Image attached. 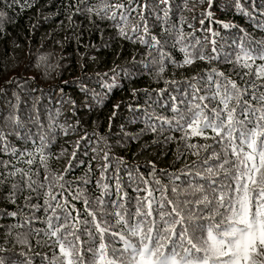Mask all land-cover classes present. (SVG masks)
<instances>
[{"label":"snow or ice","instance_id":"snow-or-ice-1","mask_svg":"<svg viewBox=\"0 0 264 264\" xmlns=\"http://www.w3.org/2000/svg\"><path fill=\"white\" fill-rule=\"evenodd\" d=\"M19 3L0 4L3 39H7L4 22L11 19L8 10ZM25 3L44 21L62 11L67 25L61 21L57 29L78 30L75 36L65 35L64 42L75 40L80 46L84 24L76 20L83 17L90 31L100 34L104 47L120 39L139 44L142 51L133 52L123 66L114 62L94 76L85 74L87 64L81 57V75L56 85L57 108L54 114L51 107L46 110V127L39 107H18L21 86L27 96L35 91L27 87L36 75L29 74L31 48L22 67L5 65L0 95L13 89L16 103L0 106V154L6 157L0 159V218L9 220L0 228V264H34L33 240L35 247L52 250L50 258L41 256V264H264V0H61L57 12H48L44 0ZM185 13H191L190 19ZM237 15L251 21L252 32L234 22ZM185 25L192 31L185 32ZM216 26L226 30L227 39ZM35 28L33 24L29 31ZM108 29L114 34L105 38ZM56 43L63 48L62 41ZM17 47L13 41V60ZM116 55H123V48ZM50 56H37L36 67L50 68ZM197 61L232 67L225 72L213 66L180 80L164 79L163 87L132 89L135 108L128 105L130 123L144 125L138 132H126L123 124L119 132L112 131L121 101L112 105L104 134L96 130L95 121L89 133L77 117L80 109L91 113L104 105L119 86L120 71L122 79L131 82L142 77V66L158 85L169 65L175 73L187 71ZM90 81L99 82L105 91L97 92ZM69 85H75L85 99L78 102L65 93L63 87ZM65 104L70 105L73 123L67 118L58 123ZM165 131L180 136L161 139ZM81 132L71 142L70 153L61 145L53 154L58 138ZM147 132L154 138L133 153V159L149 147L174 141L177 160L193 159L168 172L152 160L141 169L113 154V149L123 151L138 143ZM81 152L90 156L86 166ZM64 157L63 170L53 171L50 161ZM81 166V176L67 179Z\"/></svg>","mask_w":264,"mask_h":264},{"label":"trees","instance_id":"trees-1","mask_svg":"<svg viewBox=\"0 0 264 264\" xmlns=\"http://www.w3.org/2000/svg\"><path fill=\"white\" fill-rule=\"evenodd\" d=\"M5 0H0V4H3ZM45 3L48 4L47 11L48 12H57L61 11L57 8V5L61 3V0H44ZM95 2V0H93ZM250 3L251 0H248ZM258 2V0H257ZM21 5H24L23 7ZM2 10V9H0ZM216 11L217 15L220 19H225L224 15L219 10ZM199 9H197V14ZM8 15L10 16V20L4 22V29L7 34V39H3L0 36V73H3L5 69V65L11 68L14 64L19 63L20 66H23V62L26 59L28 49L31 48V54L33 57V69L32 71L36 73L35 79L30 82L27 86L28 88H32L35 91L31 96L25 95V88L23 86L20 87L18 94L21 97L20 103L18 107L20 109L32 108L33 105H36L41 110V119L45 123V127L47 126V109L51 107V111L54 114L56 112L57 104V93L58 89L56 85L62 84V81L72 80L75 77H79L81 75L79 69L80 58H83V61L87 64V68L85 69V74L91 73L94 74L96 72H105L108 69L112 68L115 65L123 66L125 61H130L132 59V53L137 51H142L141 46L139 44L130 45L127 41L117 39L111 43L110 47H104L100 43V34L97 32L90 31V25L88 24L87 19L83 17H78L76 20L77 24L83 22L84 29L79 30L83 31V36L81 40V44L77 47L75 40L64 42L65 35L75 36L77 34V29H73L71 33H68L66 27H61L57 29V25L63 21L64 25H67V20L64 18V15L61 11V14L58 16H53L49 20L44 21L42 17H37L35 9L28 8L25 0H20V3L14 5L12 8L8 10ZM186 16L191 17V13H185ZM229 17H232V13H229ZM234 22L246 27L249 32H252L253 29L251 27V21L242 15H237L234 18ZM35 24V31H29L31 26ZM101 27H107L106 24H102ZM197 28H199V24L197 21ZM185 32L192 31L191 29L184 26ZM215 30L220 32L222 36L227 39L226 30L220 28L219 26L215 27ZM49 33H54L51 38H48ZM114 30L108 29L105 31L104 36L107 38L109 35H113ZM207 35V34H205ZM256 36H259L260 33L256 32ZM202 39V37H200ZM209 39H211L209 35ZM63 42V48L60 44H57L56 41ZM13 41L18 45L15 50V60L12 59V44ZM222 43V41H221ZM87 44L89 47H85ZM91 45H96L95 48L91 47ZM123 48V55L117 57V53L121 51ZM7 51V56H5V50ZM208 51H211V47H208ZM51 54L50 59L48 60V65L50 68H45L43 65L40 67H36L35 58L39 55L43 54ZM175 55L177 58H182V54L176 52ZM234 55V54H233ZM89 57H94L95 60L89 59ZM142 57L140 55L136 56V60L140 61ZM259 62V61H258ZM139 66V65H138ZM217 67L220 70L227 72L232 66L225 64H207L205 62L197 61L194 66L189 68L187 71H176L172 66H168L166 68L165 74L163 75L161 82L157 85L153 79L152 75L149 72H144L142 66L141 72L142 77L133 79L131 82L122 79L123 71H120L117 76V84L118 87L114 88L112 92L109 93L107 101L104 105L98 110H94L91 113L86 112L84 109H80L77 112V117L82 121V126L88 130L89 133L93 131V121L96 122L99 127L96 129L100 134H104L109 130L108 124V116L111 115L112 105L117 101L123 102V107L117 109V117L115 118V124L112 127V131L114 133L119 132V126L124 125V130L128 133L138 132L141 128L144 127L142 123L132 124L130 121L133 117L129 114L128 105L131 104L133 108H135V101L133 99L131 90L134 88H147L151 86L152 88L163 87L164 79H177L180 80L185 76H191L197 72L207 70L210 67ZM19 71V69H17ZM132 71H136L135 68ZM11 74L10 72L8 73ZM5 76L0 75V85H3ZM110 82V81H108ZM90 87L95 89L97 92H103L105 89H102L99 82H91ZM15 88V86H13ZM13 89H9L7 95H0V106H2L6 101H10L11 103H16L15 99L12 96ZM63 91L65 93L71 94L77 101H83L85 99L84 96L79 94V90L75 87V85L64 86ZM41 93H43L41 95ZM39 98V99H37ZM89 101L91 102V98L89 97ZM143 106V105H141ZM70 105H63L60 107V116L58 118V123H63L65 119H68L69 123H73L71 119V114L69 113ZM33 132L36 131V128L32 129ZM78 135H83V133H78L77 135H69L67 137H60L56 140L55 147L52 149L53 154L57 153L61 147V145H65L68 147V152H71V142L78 138ZM172 135L174 137H179V132H169L165 131L162 136ZM154 138V134L151 132L145 133V135L141 138V140L137 142H133L131 145H126L123 151L119 149H113L112 152L116 156H123L128 163L139 165L141 169L146 164V161L152 160L157 164L158 168L166 169L168 172L178 171L183 165L189 163L193 157L185 156L177 160V143L171 142L167 146L157 147H149L146 151H143L142 154H139L133 159V153H139L140 148L145 145L146 142H150ZM66 141L68 142L66 144ZM113 143L114 141H109ZM6 157L3 154H0V159H5ZM81 158L83 159L84 166L88 164L90 159L89 157H84L83 152H81ZM67 157H64L60 160H52L50 161V168L53 171H62L64 164L66 163ZM97 162L93 161L91 167L93 170L96 169ZM36 171V169H33ZM115 171V166H113V172ZM41 179L43 178V169L39 170ZM84 172V167L81 166L78 170H74L72 175H69L67 179L73 180L76 176H81ZM99 173L96 172V175ZM95 182V177H93V183ZM164 183H167V179L163 180ZM125 183H127V178L125 177ZM131 191V189H128ZM22 200V198H21ZM35 203L36 201L33 200ZM42 203V199L40 201ZM2 207V205H0ZM15 206H13L14 208ZM12 210V209H9ZM6 223H9V220L5 218H0V228ZM35 227L39 228L41 225L36 223ZM9 247H12L9 245ZM19 251V249H15ZM39 253L40 255H35ZM47 254L49 258L52 255V250L49 247H35V240H33V255L35 256L34 264H41V256Z\"/></svg>","mask_w":264,"mask_h":264}]
</instances>
